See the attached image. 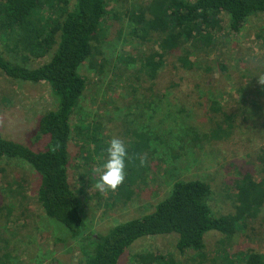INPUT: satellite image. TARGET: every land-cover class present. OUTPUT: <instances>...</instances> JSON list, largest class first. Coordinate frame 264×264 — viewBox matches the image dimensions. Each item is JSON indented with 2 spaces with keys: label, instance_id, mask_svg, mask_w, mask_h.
<instances>
[{
  "label": "trees",
  "instance_id": "obj_1",
  "mask_svg": "<svg viewBox=\"0 0 264 264\" xmlns=\"http://www.w3.org/2000/svg\"><path fill=\"white\" fill-rule=\"evenodd\" d=\"M108 12V0H75L73 6L70 0H0V72L13 81L48 85L57 104L55 109L38 117L29 142L6 139L0 134V160L24 164L38 177L37 200L56 230L53 248L59 254L75 245L80 264H119L138 240L174 236L178 253L193 252L196 260L204 264L205 238L209 233L220 234V243L225 245L245 234L250 223L264 222V169L259 171L258 177L247 171L236 181L233 215L214 213L212 188L201 180L175 182L170 194L152 211L110 226L107 233V229L94 232L82 215L70 179L72 119L87 87V79L79 74V69L88 61L94 66L99 61L100 67L106 63L105 59L97 57H102L103 46H106L104 22ZM223 14L229 17V32L238 35L250 18L264 14V0H150L146 6L133 4L132 11L127 13L131 24L129 33L138 43L149 46L142 55L141 70L153 82L169 61L176 69L187 72L200 68L191 48L197 43L204 50L211 48L215 37L223 30ZM48 57L49 61L43 65H30ZM181 80L182 83L174 82L163 95L150 91L149 121L150 118L155 121L162 114L170 119L168 93L172 90L192 84L187 98L204 90V86ZM242 94H246L245 89L240 90ZM181 109L184 111V107ZM209 112L221 121L213 123L210 132L203 135L206 143L227 141L241 127L240 114H228L217 98H212ZM141 118L144 121L143 115L135 120ZM163 119L164 116L161 121ZM153 127L155 123H147L141 131L124 130L131 142L127 148L126 178L118 190L127 202L131 201L138 184H143L152 172L148 160H153L157 154L152 142L166 144L169 157L178 159L180 151L199 139L192 128L183 127L180 137L169 128L163 140L167 136L173 139L163 141ZM101 130V125L93 127L90 123H82L77 129L78 155L84 161L90 156L106 157V147L99 139ZM171 142L180 147L170 146ZM259 158L264 163V146ZM217 254L213 264H264V254L256 249L235 255L234 261L229 258L231 252ZM135 259L141 264H176L149 252ZM8 260L9 255L3 254L0 246V264H8ZM60 260L56 259L54 264H64Z\"/></svg>",
  "mask_w": 264,
  "mask_h": 264
},
{
  "label": "rangeland",
  "instance_id": "obj_2",
  "mask_svg": "<svg viewBox=\"0 0 264 264\" xmlns=\"http://www.w3.org/2000/svg\"><path fill=\"white\" fill-rule=\"evenodd\" d=\"M74 1L70 0L71 6ZM149 1L108 0L109 12L104 22L106 38L103 36L106 46H103L102 57H97L105 59L106 63L100 67L98 61L95 67L88 61L79 69V74L87 79V87L72 119L70 179L84 219L98 233L149 213L170 194L177 181L207 182L213 192L211 207L214 213L233 215L236 181L247 171L258 177L259 171L264 169L259 158L260 149L264 146V83L260 81L264 78V14L250 18L238 35L229 32V17L223 14V30L215 37L211 48L204 50L198 43L191 48L193 59L200 68L187 72L176 69L169 61L151 82L141 70V58L149 46L138 43L130 35L131 24L127 15L133 4L146 6ZM49 59L33 61L30 65L38 67ZM181 79L204 86V90H198L197 95L187 98L193 85L185 82V86L168 93L170 119L162 114L155 121L151 118L149 121L150 91L163 95L174 82L182 83ZM133 87L135 91H132ZM243 89L246 94L240 95ZM212 98H217L228 114H240L241 127L224 142L206 143L203 139L212 124L221 121L209 112ZM56 106L48 85L13 81L0 72V134L4 138L29 142L38 117ZM255 108L257 110H253ZM139 115L144 116V121L143 118L135 120ZM82 123L102 126L99 139L105 147L111 138L116 137L125 141L128 148L131 138L124 130L141 131L147 123L156 124L153 131L161 140L169 128L180 137L181 129L190 127L201 141L195 139L188 148L179 152L178 159L169 157L166 144L152 142V148L157 152L153 160H148L152 172L143 184H138L131 201L127 202L118 190L120 185L115 190L100 191L96 188L98 175L94 170L101 168L106 157L90 156L87 161L80 158L76 134ZM46 139L50 141L48 137ZM166 139L173 138L167 136L163 141ZM176 144L173 142L170 146L178 149L180 145L177 147ZM39 185L38 177L26 165L0 160L2 253L9 255L8 264H54L56 259H61L64 264H80L75 245L71 249L62 247L68 250L60 254L53 248L56 230L39 206ZM246 235L252 237L247 238ZM221 240L218 233H209L205 238L204 264H213V259L221 251L231 252V261L235 255H245L251 249L264 254V222L250 223L245 234L238 235L230 243L222 245ZM176 243L174 236L142 238L129 248L119 264H141L135 256L148 252L164 256L176 264H200L195 253H178Z\"/></svg>",
  "mask_w": 264,
  "mask_h": 264
},
{
  "label": "clouds",
  "instance_id": "obj_3",
  "mask_svg": "<svg viewBox=\"0 0 264 264\" xmlns=\"http://www.w3.org/2000/svg\"><path fill=\"white\" fill-rule=\"evenodd\" d=\"M264 83V78H261ZM106 160L99 170H94L98 175L96 188L115 190L126 178V162L128 158L127 147L124 142L116 137L111 138L106 147Z\"/></svg>",
  "mask_w": 264,
  "mask_h": 264
}]
</instances>
